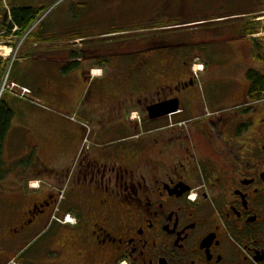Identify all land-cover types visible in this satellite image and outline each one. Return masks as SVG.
Segmentation results:
<instances>
[{
	"label": "flooded vegetation",
	"instance_id": "1",
	"mask_svg": "<svg viewBox=\"0 0 264 264\" xmlns=\"http://www.w3.org/2000/svg\"><path fill=\"white\" fill-rule=\"evenodd\" d=\"M183 86L182 114L149 119L127 146L73 134L70 165L47 169L54 189L3 196L0 263L34 239L40 264H264V100L249 85L192 115Z\"/></svg>",
	"mask_w": 264,
	"mask_h": 264
},
{
	"label": "crops",
	"instance_id": "2",
	"mask_svg": "<svg viewBox=\"0 0 264 264\" xmlns=\"http://www.w3.org/2000/svg\"><path fill=\"white\" fill-rule=\"evenodd\" d=\"M196 21H186L184 26L208 23L204 19ZM65 27L74 29L66 38L28 44L24 53L31 56L20 58L11 73V82L30 90L31 98L38 103V106L32 105L12 96L9 99L14 120L6 138L4 154L6 156L8 151L16 150L22 159L32 157V164L25 170L31 175L24 180L26 184L18 185L21 188L27 189V183L34 179L32 177L38 168L36 161L57 172L64 171L71 163L62 155L70 150V136L84 131L65 127L63 123L68 124L69 119L59 114L58 110L78 109L79 114H85L86 121L95 117L105 122L117 119L120 124L108 128H105L106 124H101L99 127L104 125L102 132L105 133L119 134L117 131H120L131 140L143 131L141 124L149 121L146 109L171 99L174 93H179L178 88L182 85L181 92L187 97L183 98L186 108L189 107L192 115L199 108L196 93L188 96L197 91L193 72L198 66L192 68L189 64L194 60L190 54L192 48L191 52L189 48L195 47V44L182 43L170 47L169 39L162 35L120 38L118 42H106V36L89 39L76 35L78 25H73L71 20L54 21L52 32L57 29L61 33L60 29ZM186 31L185 34H190L194 30ZM46 44L51 46L45 48ZM94 72L99 73L97 77ZM190 82L191 85L184 88ZM45 114L55 119L48 120V128L41 133L32 132L31 123L21 126L23 120ZM15 123L19 127H15ZM20 250L7 254L0 264L12 260ZM30 261L35 264L34 260ZM58 262L61 263V260Z\"/></svg>",
	"mask_w": 264,
	"mask_h": 264
},
{
	"label": "rangeland",
	"instance_id": "3",
	"mask_svg": "<svg viewBox=\"0 0 264 264\" xmlns=\"http://www.w3.org/2000/svg\"><path fill=\"white\" fill-rule=\"evenodd\" d=\"M39 1L42 3L46 2V0ZM87 2L90 5L87 4ZM33 3L37 4L36 2ZM59 5H61L60 7H63L54 15L53 18L55 22L63 21L64 17L81 16L82 13L83 17L89 16L84 21H77L78 18L76 20L68 18L73 25H78V28L82 29L84 32H81L82 34H85L84 37L89 39L99 38L106 34L107 41L113 40L118 42V39L120 38L125 39L127 37L162 35L164 38L169 39L170 47H175L182 43L195 44V47L192 46L189 48L190 52L192 48L190 54L194 56V60L191 61L190 65L192 68L194 64L203 65L202 73L199 72V76L197 75L199 86H197L195 95L196 104L200 107L199 114L201 112H206V115H212L215 113L214 111L225 107L229 108L236 102V100H241L246 94V89L249 88L248 84H251L244 76L245 70L255 69L257 73L264 75V61L255 60L252 57V44L249 42L248 38L242 36L239 30L236 29L238 26L235 27L232 22H220L226 20V16L231 17L236 14H241V16L238 15L240 19H232L230 21L237 23V25H239V22L246 23L248 20H250L249 23L254 22L258 24L256 33H260L259 36L263 39L264 0H62L54 5V8ZM51 11L52 10L49 12ZM216 18H219V20H216ZM197 19H208L206 21H211V23L208 22V26L202 28H177L178 30L171 31L167 28L170 24H180L178 27H182L184 26L183 24H185L184 22L190 20L193 22ZM260 20H262V22H256ZM162 25L168 26L165 27V30L153 29L156 27H162ZM211 25H216L214 28L215 32L210 33V31H208L210 30V27H213ZM72 28L73 27L64 28L61 33H58L56 29L55 32L53 31L55 35L53 33L52 35H54L53 37L55 39L66 38L69 34L71 35L73 33L74 29ZM186 30L194 31L190 34H185L187 32ZM113 32H116V34L111 35ZM13 36L14 37L11 38H5L4 36V38H0V43L3 42L0 46L2 48H8L5 53L2 51H0V53H3V56L7 61L10 60L12 62H17L20 57L23 56V51L19 56V53L17 52L18 47L15 49V43H19V38L16 35ZM49 46H51V44H46L45 48H48ZM11 49L13 51H11ZM178 53L181 52L178 51ZM205 65L208 66V70H206ZM200 69L201 67L198 66L195 68V71H199ZM8 73L9 70L6 75L2 76V79H0V85L1 89L4 87V89L6 88V90L11 91L13 89L12 85H10L9 82L6 85V77L8 76ZM94 74L97 77V73L94 72ZM193 79L196 80L195 77ZM234 88L236 89L235 96L233 98H228V92ZM261 97V99L264 100V93ZM4 99L9 102L10 96L5 95ZM57 112H60L59 114L69 119L68 124L66 122L63 123L65 127L68 129L70 127H75V130L84 131L83 133L87 138L102 133L105 124V128H108L113 124H120L117 123V119L105 122L98 117L86 121L85 114H79L78 109H75L74 111L69 110L67 112L58 110ZM52 119L55 118L46 114L39 115L38 117L33 116L23 120L21 126L26 127L28 123H31L32 132L37 131L38 133H41L44 129L48 128V120ZM13 120L14 118L12 119V122ZM37 121L38 123H36ZM101 124L104 125L99 127ZM141 125L143 127L144 123ZM15 127L19 126L15 123ZM117 133H119V135L114 139L115 141H119L117 145L127 146L132 144V140H129L128 142L123 140L125 137L120 131H117ZM86 144L87 142H85V145ZM18 160H20V162L16 164L15 162ZM31 161V158L22 159L20 152L16 150L8 151L6 156L4 154L3 162L4 166L7 167V171L6 178L0 188V200L3 199V195H8L7 199L11 198L12 195L10 192L13 190L14 192L22 191V188L18 187V185L20 184V181L26 179L31 173L27 174L26 171L24 174H21L20 170H26L27 166L32 164ZM36 162L39 163L38 161ZM38 166L41 165L38 164ZM9 168L10 170H8ZM35 174H41L42 179H39V181L35 180ZM35 174L32 177L34 180H32L33 182L30 184L31 187L35 186L38 189L41 187V189L45 191L44 184H47L48 189H54L52 188L53 178L48 172L42 168H37ZM46 175L49 176L45 178ZM28 186L29 183L27 189ZM48 189L46 191H48ZM5 190L7 194L5 193ZM63 192L64 190L61 191V196H63ZM2 206L3 204H1L0 201V208H2ZM68 221L70 225L73 224V220L68 219ZM61 222L63 224L65 221L61 220ZM24 244L19 247L21 250L16 258L18 263L33 264L30 260H34L35 264H40L41 245H37L36 241ZM1 248L2 246H0V249ZM11 262L12 261H10L9 264Z\"/></svg>",
	"mask_w": 264,
	"mask_h": 264
},
{
	"label": "trees",
	"instance_id": "4",
	"mask_svg": "<svg viewBox=\"0 0 264 264\" xmlns=\"http://www.w3.org/2000/svg\"><path fill=\"white\" fill-rule=\"evenodd\" d=\"M4 1H6V3L9 5L10 8L9 13L2 6V3ZM61 1L62 0H46V2L42 3L39 0H0V31L11 32L13 28H17L18 30L15 34L19 38V40L23 42L21 47L23 53L27 45L30 43L42 44L43 41L51 42V39L52 38L54 39L53 36L55 35L52 32V26L54 23L53 17L57 13V11L60 10L63 6L60 7L61 5H59L54 9L53 7L58 2ZM33 2H36L37 4H34ZM87 4L89 3L87 2ZM50 10L52 11L49 12ZM47 13L48 15L45 17V19L39 23L40 19L43 16H45ZM238 15L241 16V14ZM238 15L236 14L231 17L233 18L239 17ZM88 17L89 16L83 17V13H82L81 16L64 17L63 21L67 22L68 18L71 19L73 18L74 20L78 18L77 21H82V20H86ZM231 17L226 16V18H231ZM243 18H247V17H243ZM249 21L250 20H248V22L246 21V23H240L238 21L239 25H237V23L234 22L232 23L235 27L238 26L237 29L239 30L242 36L258 35L256 33L258 24L254 22L249 23ZM178 25L170 24L169 27H174ZM183 25H186V23ZM215 27L216 25H213V27H210V30L208 31L215 32L214 31ZM76 30H78V33L76 35L80 37H82V35H85L81 33L83 32L82 29L77 28ZM52 33L54 35H52ZM113 34H116V32H113ZM249 42L252 44L251 45L252 57L255 60L264 61V38L263 39H261V37L251 38L249 39ZM30 56L31 54L24 53L21 58H27ZM15 66L16 64L11 63L10 60L7 61L0 59V79H2L3 75H6L8 70L15 69ZM245 76L247 80L251 83V89H250L251 94H257V96L259 97L262 96L264 93V75L261 73H257L255 69H250L246 71ZM10 79L11 77L8 78V81H11ZM0 91H1V85H0ZM5 95H8V93H3L2 98H0V188L2 186L4 179L6 178V171H7V167L4 166V162H3L5 142L11 128L12 119L14 118V111L9 107V102L5 101L4 99ZM40 165L47 172L44 163L41 162Z\"/></svg>",
	"mask_w": 264,
	"mask_h": 264
},
{
	"label": "water",
	"instance_id": "5",
	"mask_svg": "<svg viewBox=\"0 0 264 264\" xmlns=\"http://www.w3.org/2000/svg\"><path fill=\"white\" fill-rule=\"evenodd\" d=\"M180 110V102L178 99L164 101L147 108L150 119L156 120L173 115Z\"/></svg>",
	"mask_w": 264,
	"mask_h": 264
},
{
	"label": "bare ground",
	"instance_id": "6",
	"mask_svg": "<svg viewBox=\"0 0 264 264\" xmlns=\"http://www.w3.org/2000/svg\"><path fill=\"white\" fill-rule=\"evenodd\" d=\"M8 53H9V52H8ZM98 74H99V73H98ZM98 74H97V75H98Z\"/></svg>",
	"mask_w": 264,
	"mask_h": 264
},
{
	"label": "built area",
	"instance_id": "7",
	"mask_svg": "<svg viewBox=\"0 0 264 264\" xmlns=\"http://www.w3.org/2000/svg\"><path fill=\"white\" fill-rule=\"evenodd\" d=\"M25 92H27V91H25Z\"/></svg>",
	"mask_w": 264,
	"mask_h": 264
}]
</instances>
